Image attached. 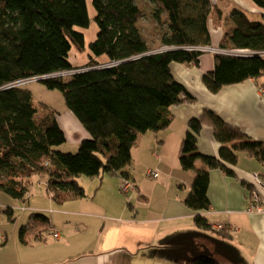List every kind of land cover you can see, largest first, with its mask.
Returning a JSON list of instances; mask_svg holds the SVG:
<instances>
[{
  "label": "trees",
  "instance_id": "16d2710c",
  "mask_svg": "<svg viewBox=\"0 0 264 264\" xmlns=\"http://www.w3.org/2000/svg\"><path fill=\"white\" fill-rule=\"evenodd\" d=\"M149 1L155 4L152 16L167 49H150L138 26L143 12L135 0H92L98 31L89 44L91 58L74 67L68 54L72 46L84 50L78 28L89 25L86 0H0V194L8 218L15 214L14 202L27 200L34 174L46 175V191L58 204L85 196L77 180L81 176L119 173L128 179L126 167L139 138L166 129L172 121L170 107L195 100L174 78L170 64L199 63L201 48L211 43V20L216 26L223 20L225 30L218 44L223 52L214 53L213 68L202 77L206 88L215 93L246 79L264 88V18L252 20L233 8L222 19L210 0ZM250 1L264 11V0ZM233 49L248 52L235 54ZM101 56L110 64L100 66L94 58ZM71 70L75 72L68 76L56 75ZM39 76L47 88L61 91L67 109L89 135L75 152L56 149L66 141L59 112L36 107L27 84L15 85ZM204 124L220 144L217 156L198 150ZM242 151L264 160V142L246 136L212 109L190 118L178 151L180 167L195 170L184 204L197 212L208 209L210 170L232 175L229 166ZM194 222L210 229L200 213ZM44 228L49 230V218L33 212L18 238L26 243V231L38 237ZM198 259L197 264H217Z\"/></svg>",
  "mask_w": 264,
  "mask_h": 264
},
{
  "label": "crops",
  "instance_id": "0c3cea01",
  "mask_svg": "<svg viewBox=\"0 0 264 264\" xmlns=\"http://www.w3.org/2000/svg\"><path fill=\"white\" fill-rule=\"evenodd\" d=\"M210 1L221 10L222 19L233 8L242 10L252 20L264 18V11L250 0ZM223 22L220 20L216 26L211 20L208 46L219 48L225 30ZM213 55L204 50L197 65L170 64L174 78L195 100L170 107V125L158 132L144 133L132 147L126 172L133 188L127 194L120 189L119 173L100 174L89 178L88 184L94 183V187L87 191L85 185L83 198L60 204L50 199L41 202L37 197L45 198L44 195L30 192L27 206L19 207L20 201L13 203L21 212L11 219L6 216V200L0 194V264H197L200 259L196 254L201 251H205L198 256L201 261L264 264V191L259 189L262 210H246L253 188L252 174L264 179V160L242 151L236 163L229 166L232 175L211 169L208 209L197 212L183 201L195 173L183 170L178 162L179 145L190 118L209 108L246 136L264 142V92L260 93L253 79L210 92L202 77L213 68ZM65 111L57 114V122L65 132L67 128L77 129L69 137L66 135V141L77 148L80 140L89 135L72 112ZM219 145L211 126L204 124L197 137L198 150L217 156ZM196 166H202L200 160ZM147 169L156 170L158 177H147ZM28 210H48V231H57L59 237L47 240L41 233L35 237L26 231L27 242H20L18 232ZM196 213L206 218L210 229L196 226ZM215 226L224 229L219 231Z\"/></svg>",
  "mask_w": 264,
  "mask_h": 264
},
{
  "label": "rangeland",
  "instance_id": "374dc122",
  "mask_svg": "<svg viewBox=\"0 0 264 264\" xmlns=\"http://www.w3.org/2000/svg\"><path fill=\"white\" fill-rule=\"evenodd\" d=\"M135 2L136 4L140 6L143 12L142 17L140 18L138 22V26L140 28L142 36L148 43L150 49L157 50V51L162 50V49H167L168 47L160 43L162 32H161V29L159 28L160 26L158 25V23L154 20L152 16V11H153V8L155 7V4L151 3L149 0H135ZM86 5H87V10H88V16H89V25L87 28H78L84 34V50L79 51L76 49L75 46H72L68 54V61L74 67L84 66L86 63H88L89 59L91 58L89 55L90 54L89 44L94 40V38L96 37V33L98 31V27L94 19L96 12L93 7L92 0H86ZM210 48H217V47H210ZM220 49L222 48H219V50ZM205 51L212 52L211 50H207V48ZM94 59H96L100 63L108 61L107 58L104 56L97 57ZM27 87L30 89L32 93V102L36 107L52 109V110H55L57 113L59 112V114L66 112L65 110H67V107L65 105V101H64L63 95L60 90L49 89L41 81H38V80L30 81L29 83H27ZM258 88H259L260 93L264 92L263 87L258 86ZM63 124L66 127L68 125L67 123H64V122ZM76 131H77L76 128H72V129L67 128L66 132L64 131L65 137L66 135L69 137V134L71 133L73 134V132L75 133ZM56 149L66 151V152H75L77 148H72L71 141L68 140L62 143L61 145L57 146ZM89 178L90 177H87V176H81L77 180L82 187H85L86 185L87 191H92L94 187V183L88 184L90 180ZM46 179H47L46 175H41V174H34L29 179L30 180V192L39 193L45 196V198L42 196L37 197V199H39L41 202L43 200L45 201H48L49 199L52 200L46 192V187H45ZM40 181H44V182L41 184ZM84 193L86 195V192ZM52 202L54 201L52 200ZM248 203L249 202H247V207H246L247 211H248ZM18 205L19 207L20 205L27 206V200H24V202H21V201L18 202ZM20 212H21V208H14L15 215H18ZM28 213H31L30 210H28L26 213L24 223L26 222ZM37 213H42L49 218L48 210L39 211ZM215 229L221 231L224 229V227L222 228L221 226H215ZM41 234H42L43 239L56 240L52 236V234L45 228L42 229ZM29 235L32 236V233L30 231H29Z\"/></svg>",
  "mask_w": 264,
  "mask_h": 264
},
{
  "label": "built area",
  "instance_id": "2783aa9c",
  "mask_svg": "<svg viewBox=\"0 0 264 264\" xmlns=\"http://www.w3.org/2000/svg\"><path fill=\"white\" fill-rule=\"evenodd\" d=\"M206 48H207V50H211L213 53L223 52L221 49H220L221 50L220 51L219 48H210V46H204L201 48V50L204 51V50H206ZM232 51H233L232 53H235V54H244V53L248 52L247 50H243V49H233ZM74 72H75V70L63 71V72L58 73L56 75H60L61 77H65V75L68 76ZM39 77H42V76H39ZM39 77L18 81L15 83V85H24V84L29 83L30 81L37 80ZM145 175L149 178H156L158 176V173H157V171L148 169V170H146ZM252 183H253V186H252L253 188L250 191V196L248 199V202H249L248 203V211H250V212L261 211L262 206L259 204V200H260L259 189L264 191V179L261 176H259L257 173H253L252 174ZM132 188H133V184L131 183V181L123 178V180L121 181V184H120L121 191L126 194ZM52 235L54 238L59 237V234L57 231H53Z\"/></svg>",
  "mask_w": 264,
  "mask_h": 264
},
{
  "label": "water",
  "instance_id": "95a60500",
  "mask_svg": "<svg viewBox=\"0 0 264 264\" xmlns=\"http://www.w3.org/2000/svg\"><path fill=\"white\" fill-rule=\"evenodd\" d=\"M109 64H110V62L107 61V62H103V63H101L100 66H105V65H109ZM43 78H44V77H39L37 80L39 81V80H42ZM203 254H205V251L198 252V253L196 254V257L199 256V255H203Z\"/></svg>",
  "mask_w": 264,
  "mask_h": 264
},
{
  "label": "flooded vegetation",
  "instance_id": "af4514ba",
  "mask_svg": "<svg viewBox=\"0 0 264 264\" xmlns=\"http://www.w3.org/2000/svg\"><path fill=\"white\" fill-rule=\"evenodd\" d=\"M200 256H202V255H200ZM197 258H200V257L197 256ZM197 258H196V259H197Z\"/></svg>",
  "mask_w": 264,
  "mask_h": 264
}]
</instances>
